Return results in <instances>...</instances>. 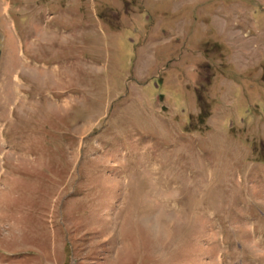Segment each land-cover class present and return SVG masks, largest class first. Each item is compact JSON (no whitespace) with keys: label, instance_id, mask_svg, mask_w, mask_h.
Listing matches in <instances>:
<instances>
[{"label":"rangeland","instance_id":"1","mask_svg":"<svg viewBox=\"0 0 264 264\" xmlns=\"http://www.w3.org/2000/svg\"><path fill=\"white\" fill-rule=\"evenodd\" d=\"M0 50V264H264V0H0Z\"/></svg>","mask_w":264,"mask_h":264},{"label":"water","instance_id":"2","mask_svg":"<svg viewBox=\"0 0 264 264\" xmlns=\"http://www.w3.org/2000/svg\"><path fill=\"white\" fill-rule=\"evenodd\" d=\"M1 55H2V52H1V50H0V60H1Z\"/></svg>","mask_w":264,"mask_h":264}]
</instances>
